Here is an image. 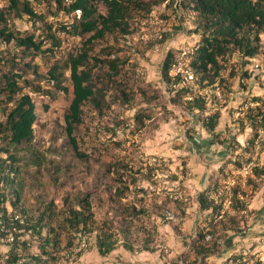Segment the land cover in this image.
<instances>
[{
	"label": "rangeland",
	"instance_id": "1",
	"mask_svg": "<svg viewBox=\"0 0 264 264\" xmlns=\"http://www.w3.org/2000/svg\"><path fill=\"white\" fill-rule=\"evenodd\" d=\"M29 1L46 23L23 14L9 18V28L16 35L34 32L40 39L43 29L51 24L62 37V44L54 47V56H26L10 43L8 55H15L16 61L22 58L36 64L43 75L54 58L63 61L68 52L78 48L81 37L59 30L61 25H68L74 13L64 11L56 0ZM179 2L174 0L170 6L167 1L153 4L147 15L133 14L128 20L130 33L94 40L92 55L100 59L117 57L118 73L112 75V82L104 78L106 64L97 62L93 66V74L99 79L97 85L106 89L105 102L101 111L93 102L83 105L82 122L75 130L77 149L83 154L73 150L65 132L63 115L71 96L29 91L37 115L31 148L43 161L40 166L29 164L32 157L27 151L23 154L27 158L22 164L19 206L29 211L32 221L47 205H52L54 212L43 219L40 234L31 230L23 236L29 242V253L39 258L30 264H174L179 256L190 255L189 241L207 225L209 212L199 208L198 195L207 191L217 198L212 191L215 184L222 194L223 189L236 184L244 188L249 212L245 213L246 221H241V232L231 238V245L222 247L202 264H260L257 260L264 264V131L259 130L254 137L249 124L242 129L239 123L248 105L255 104L253 95H260L264 101V33L262 54L248 61L238 52L227 57L222 71L224 86L217 81L182 93L176 90L181 84L174 83L172 87L161 73L168 50H194L199 44L196 14L190 7L179 6ZM6 4V0H0V7ZM98 9L106 11L101 3ZM161 32L166 33L163 41L159 40ZM4 46L0 42V47ZM192 52L185 57L192 58ZM94 63L91 59V65ZM244 71L249 73L247 77ZM39 74L28 68L23 77L33 85L47 87V80ZM195 94L205 96L208 111L219 110L213 143L197 114L185 109V101ZM223 139L226 143H220ZM255 167L263 174H257ZM120 175L129 187L121 195L117 193L121 185L116 181ZM75 195L91 201L95 219L92 230L67 232L61 227L68 225L64 211L75 202ZM224 205L227 207L229 202L226 200ZM133 206L144 212L131 216ZM168 213L172 218L167 217ZM145 226L154 235V251L125 248L126 239L140 243ZM51 227L60 233L59 242L43 243L48 251L44 253L39 245L43 238L54 236L49 233ZM103 227L113 229L117 237L115 248L106 255L99 254L95 244V235ZM3 241L0 249H6ZM3 253L0 251V255ZM178 263L182 264L181 259Z\"/></svg>",
	"mask_w": 264,
	"mask_h": 264
},
{
	"label": "trees",
	"instance_id": "2",
	"mask_svg": "<svg viewBox=\"0 0 264 264\" xmlns=\"http://www.w3.org/2000/svg\"><path fill=\"white\" fill-rule=\"evenodd\" d=\"M163 1H167V6H170L174 0H56L64 11L74 13L68 25H61L59 30L65 35L80 36L81 44L75 50L68 52L63 61L61 58H54L43 75L38 73L36 64L23 61L22 58L16 61L15 55L9 56L8 45L13 43L18 46L21 48L22 55L26 54V56L43 54L54 56V47L62 44V37L52 30L51 24L47 25V30L43 29L44 33L40 39L34 32L16 35L9 28L7 20L12 17H22L23 14L46 23L44 16L35 11L29 0H6L7 4L0 7V42L5 44L4 47H0V242L4 240L6 245L5 253L0 255V264H30L33 260L39 259L36 255L29 253V242L23 236L31 230L40 234L43 219L54 214L52 205H47L38 218L32 221L33 216L29 211L19 206L23 188L22 164L27 158L23 154L27 151L32 157L29 164L40 166L43 161V157L31 148L37 115L35 103L29 91L42 92L46 95L62 92L66 96H71L63 115L65 132L73 150L79 155L83 154L77 149L75 135V130L82 122L83 105L88 101L93 102L94 106L101 111V106L105 102L106 89L97 85L99 79L93 74V66L97 62L106 64L108 72L104 78L112 82H115L112 75L118 73L119 59L117 57L100 59L92 55L94 40L103 39L106 35L130 33L128 20L133 17V14L143 17L150 12L153 4ZM98 3L104 5L105 12L98 9ZM178 4L182 7H190L196 14L195 32L200 34V40L192 52L190 61L195 78L189 83L176 87V90L186 93L195 86L212 85L217 81L224 86L225 79L222 71L226 67L227 57L233 52H238L240 57L244 58L243 60L248 61L262 54L264 0H180ZM77 12H79L78 17ZM160 35L159 40L163 41L166 33L161 32ZM91 59L95 60L94 65H91ZM173 60L174 52L168 50L161 66L163 78L172 87L180 79L179 76L173 77L169 74ZM5 67H12V69L17 67L21 71L13 72L11 68L5 70ZM28 68H31L34 74L45 78L48 88L40 83L33 85L24 78L23 72ZM66 71L68 77L65 76ZM243 74L246 77L249 75L247 71ZM25 88L28 90L26 91ZM122 93L124 99L128 100L127 93L124 91ZM251 100L255 104L248 105L250 107H247L239 123L242 129L245 128V123L249 124L255 137L259 130L264 131V109L262 108L264 101L260 95H253ZM184 106L192 114H197L201 126L209 134L213 143L214 137L217 136L215 128L219 123V110L208 111L209 106L205 96L200 94L191 96V99L185 101ZM224 142L226 143V139L220 140V143ZM250 142L253 143L252 140ZM235 143L239 146L238 142ZM231 147L235 148L233 145ZM254 170L257 174H263L261 169L257 170L255 167ZM116 181L121 185L117 188L119 195L128 190L129 187L123 175L116 178ZM249 181L251 182V179ZM216 186L215 184L212 187V191L217 198L219 197V201L207 191L198 195L199 208L209 212L208 222L189 241L192 259L189 254L177 258L178 261L181 259L182 264H202L206 258L220 252L222 247H229L234 234L243 229L241 221H246L245 213L249 212L245 199L246 190L236 184L228 190L223 189L222 194ZM74 198L75 202L70 203L64 211L68 225L67 227H64V224V226L61 225L62 229H67V232L82 228L87 231L92 230L95 219L90 199L82 195H75ZM226 200L229 202L227 207L224 205ZM142 212L144 209H136L135 206L132 207V211H129L131 216ZM176 231L179 233L178 228ZM51 232L54 236L43 238L39 245L44 253H48L44 249V244H50L53 241V245H57L59 242L60 233L55 232L54 227H51L49 233ZM97 232L95 235L97 250L99 254L106 255L117 244L116 234L110 227H103ZM153 239V233H150L145 226L143 235L138 240L140 243H132L128 239L123 243L128 249L154 251L151 247ZM177 260L174 264H179ZM257 262L262 264L261 260Z\"/></svg>",
	"mask_w": 264,
	"mask_h": 264
},
{
	"label": "built area",
	"instance_id": "3",
	"mask_svg": "<svg viewBox=\"0 0 264 264\" xmlns=\"http://www.w3.org/2000/svg\"><path fill=\"white\" fill-rule=\"evenodd\" d=\"M193 49H184L181 52H174V60L171 66L169 74L173 77L179 76L178 84L189 83L195 78L194 71L190 65L191 56L185 57V54L192 52ZM254 59V58H253ZM255 67H260L259 63H255ZM167 217L172 218V215L168 213Z\"/></svg>",
	"mask_w": 264,
	"mask_h": 264
},
{
	"label": "crops",
	"instance_id": "4",
	"mask_svg": "<svg viewBox=\"0 0 264 264\" xmlns=\"http://www.w3.org/2000/svg\"><path fill=\"white\" fill-rule=\"evenodd\" d=\"M0 251H1V252H5V251H6V249H0Z\"/></svg>",
	"mask_w": 264,
	"mask_h": 264
}]
</instances>
